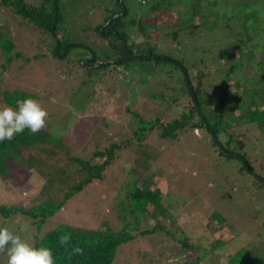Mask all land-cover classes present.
<instances>
[{
    "label": "rangeland",
    "instance_id": "rangeland-1",
    "mask_svg": "<svg viewBox=\"0 0 264 264\" xmlns=\"http://www.w3.org/2000/svg\"><path fill=\"white\" fill-rule=\"evenodd\" d=\"M28 2L38 6L41 0ZM102 2L107 4L106 0H60L63 12L66 8L71 14L64 25L69 29L65 32V38L72 37V41L89 44L98 56L105 58V54L111 51L110 40L95 33L91 26V19L97 20L100 16L94 13L93 5ZM1 4L2 0L0 34L15 44L13 51L23 53L31 61L25 63L23 59H18L8 71H3L4 59L0 52V90H27L34 94V100L48 112V126L42 131L50 133L55 139H62L65 146L62 144L60 148H54L53 145H45L54 154L44 153L43 146L32 155H26L21 150L19 155L12 156L9 173L0 176V206L30 210L47 200L61 202L69 189L87 176L86 172L79 170L73 158L91 160L93 164L100 165L107 158L106 150L112 145L124 143L129 146L116 150V160L105 171L103 180H96L76 193L42 226L39 227L35 220L20 213L10 217L0 213V227H6L33 246L37 238L41 239L61 224L86 230H132L131 233L137 235L139 230H136L144 222L140 221L139 228L136 227L139 223L136 224L134 216L126 212L128 204L124 202L132 183L139 179L138 184L144 182L160 190L165 207V210L157 211L153 218L147 214L145 223L148 221L151 226L162 224L171 228L177 241L187 238L197 246V250H182V243L163 237L166 235L159 229L154 234L138 236L135 241L124 245L117 253L115 264H184L183 258L194 259L199 255L203 256V260L198 264H228L230 255L239 250L256 260L264 258V188L238 172L239 167L233 163L227 165V171L219 167V155L207 130L181 133L176 140L161 139L156 132L145 135L141 142L136 139L134 132L142 127L141 120L151 122L149 120L158 118L173 121L180 116L184 99L171 107L169 103L158 100L157 92L161 84L152 77L148 82H143V71L136 63L131 64L127 71L111 66L105 72L97 73L98 76L94 74L95 86L90 83L82 86L84 78L79 79L75 69L78 55L71 54L53 62L48 48L41 42L40 32L25 23L22 26L18 17L10 19L13 11ZM227 10L235 14L237 6L233 3ZM1 15L8 17L3 19ZM3 20H9L7 27ZM157 22L156 28H151L153 32L162 26L161 19ZM258 26L264 29V18ZM218 27H223V24ZM224 30H217L222 32L221 36L214 37V40H218L214 44L217 56L220 54L218 45L220 47L226 42L225 36L222 37ZM254 33V44L257 46L253 56L256 57L254 61L245 63V82H241L249 86L251 95H255L256 82L259 79L262 82L264 75V31ZM237 37L236 33L231 37V42L236 41ZM152 41L153 45L159 43L158 39ZM199 41L186 52L189 54L193 51V58L203 62L204 57L198 50L203 40ZM142 45L147 46V41H143ZM80 53L79 57L90 58L88 50ZM35 56L43 58L35 60ZM259 66L261 69H256L250 75L254 67ZM229 92L241 94L235 87L229 88ZM240 99L237 104L244 101L251 104L247 97L240 96ZM262 101L256 97L258 105H262ZM234 105L226 107L229 109ZM3 107L4 104L0 102V109ZM230 122L234 132L239 130L246 135L252 146H246L244 152L255 166L256 174L264 178V137L249 135L252 128L249 121L234 117ZM139 144L146 151V145L152 147L159 153V158L153 162H141L143 155L139 159L136 153ZM97 152H103L105 156L96 157ZM120 154L122 156L119 158ZM251 175L255 176V173ZM172 222L180 224L182 228L173 230ZM127 224H131L130 227L127 228ZM24 225L29 226L28 230L21 232ZM228 238L233 239L224 248L220 247L219 240ZM0 264H7L5 253H0Z\"/></svg>",
    "mask_w": 264,
    "mask_h": 264
},
{
    "label": "trees",
    "instance_id": "trees-1",
    "mask_svg": "<svg viewBox=\"0 0 264 264\" xmlns=\"http://www.w3.org/2000/svg\"><path fill=\"white\" fill-rule=\"evenodd\" d=\"M106 1L107 4L102 2L93 5L94 13L100 16L97 20L91 19V26L95 29V33L110 40L111 51L105 54V58L98 56L88 43H86L88 45H84L79 41H72L70 36V38H65V32L69 29L64 25L71 14L66 8L63 12L60 0H41L38 6L30 4L28 0H2L1 5L5 9L9 7L13 11V16L12 14L9 16L10 19L18 17L21 19L22 26L26 24L40 32L41 42L48 48L49 56L52 57L53 62L63 60L71 54H77L75 69L78 71L79 79H85H83L82 86L89 83L95 86L94 74L105 72L111 66L127 71V68L132 66L131 64L136 63L143 71V82H148L152 77L156 83L161 84L160 91L157 92L158 100L169 103L170 107L180 100H185L180 116L173 121H162L158 118L149 120L151 122L141 120L142 127L139 128V131L134 132L139 142L145 135L151 133L153 135L154 132L158 133L161 139L176 140L181 133L207 130L212 144L218 152L217 155H219V167L222 166L221 168L227 171V165L233 163L239 167L238 172L264 188V181H262L264 178L256 174L255 166L250 162L247 153L244 152L246 146L252 145L246 139L245 134L239 130L233 131L234 127L230 122L234 117L249 121L252 123L249 135L264 137V75L262 82L260 79L256 82L258 85L255 95L249 94L252 92L249 90V86L241 83L244 81L245 63L254 61L256 57V55L253 56V50L257 46L254 44L256 40L254 32L264 31L258 26L261 19L264 18V0ZM233 3L237 6L235 14L227 10ZM3 17L8 16L1 15V18ZM211 17L214 19L211 20ZM158 19L162 20L160 23L162 26L153 32L151 28H156ZM2 22L7 27L9 20ZM222 24L223 27H218ZM219 29H225L222 37L225 36L226 42H223L220 47L218 45L220 54L217 56L214 44H217L218 40L217 38L214 40V37L221 36L222 32L217 31ZM236 33L238 34L236 41L231 42V37ZM157 39L159 43L156 42V45H153L152 40ZM200 39L203 42L198 50L204 57L203 62L193 58V51H190L189 54L186 52L190 46H196ZM165 40L166 42L163 44ZM143 41H147L148 45L143 46ZM14 47L15 44L10 38L0 34V52L4 59L3 71H8L12 63L18 59H23L25 63L31 61L23 53L13 51ZM84 49L89 51V59L79 57L80 51ZM198 50L196 48V51ZM210 57L211 59L208 61L207 58ZM41 58L43 56H35L34 59ZM133 58L139 59L134 60ZM201 65L203 67L198 70ZM254 68L250 75H253L256 69H261L260 66ZM0 76H2L1 72ZM231 87H235L237 91L240 90L241 94L230 93L229 88ZM240 96L247 97L251 100V104L245 101L242 104H237L241 100ZM256 97L263 100L262 105L257 104ZM27 98L34 99V94L27 90H0V102L13 109H17L18 101ZM229 104L235 105L227 109L226 106ZM127 109L130 111L129 107ZM133 114L136 118H140L138 114ZM47 144L53 145L54 148H60L63 140L55 139L45 131L31 134L28 129H25L23 133L16 134L13 139L0 142V176L9 173L12 156L19 155L21 150L26 155H32L35 150L44 146L42 148L44 153L54 154L53 150L47 149L45 146ZM63 145L65 146V144ZM123 146L127 148L129 145L114 144L107 149V158L100 165L93 164L91 160L73 158V162L79 165V170L86 172L87 176L69 189L63 201L54 203L47 200L30 210L0 206V213H3L5 217L20 213L35 220L39 227L42 226L76 193L84 190L96 180H103L105 171L116 160V150H121ZM145 147L148 151L141 149V144H139L136 151L137 158L143 155L142 159L139 158L141 162L156 161L159 158V153L149 145ZM98 156L105 155L103 152H97L96 157ZM121 156L120 154L119 158ZM119 158L117 157L118 160ZM135 169L136 167L131 168L130 172ZM252 173H255V176H252ZM140 181L139 179L134 180L124 202L129 207L125 208L126 212L134 216L136 224L140 221L144 222L140 229L134 228L136 231L139 230L137 235L132 234V230L119 232L112 228L86 230L61 224L46 233L41 239L37 238L35 247L43 246L52 249L56 264H115L117 253L124 245L135 241L138 236L145 237L141 235L154 234L160 229L166 235L163 237L173 242L182 243V250L196 251L197 246L189 239L177 241L171 228L162 224L151 226L148 221L145 223L147 214L153 218L157 211L161 212L160 210H165V207L161 201L160 190L144 182L140 185L138 184ZM130 225L127 224V228ZM139 225L140 223L136 227L139 228ZM171 227L173 230L182 228L180 224L174 222ZM262 228L264 229V223ZM61 235L71 237L67 250L59 244ZM232 239L219 240L218 244L224 248ZM77 245L83 248V254L72 255V247ZM183 260L184 264H198L203 260V256L199 255L194 259L188 257ZM228 264H264V258L256 260L246 252L244 254L239 250L230 255Z\"/></svg>",
    "mask_w": 264,
    "mask_h": 264
},
{
    "label": "clouds",
    "instance_id": "clouds-1",
    "mask_svg": "<svg viewBox=\"0 0 264 264\" xmlns=\"http://www.w3.org/2000/svg\"><path fill=\"white\" fill-rule=\"evenodd\" d=\"M47 117L46 109L32 98L18 101L17 109L3 107L0 109V142L13 139L25 129L31 134H38L47 127ZM28 227L22 226L21 232L27 231ZM70 242L69 235L59 237L60 246L66 250ZM83 251L77 245L72 247L71 254H83ZM0 253L6 254L7 264H56L52 249L43 246L37 248L6 227H0Z\"/></svg>",
    "mask_w": 264,
    "mask_h": 264
},
{
    "label": "water",
    "instance_id": "water-1",
    "mask_svg": "<svg viewBox=\"0 0 264 264\" xmlns=\"http://www.w3.org/2000/svg\"><path fill=\"white\" fill-rule=\"evenodd\" d=\"M137 59V58H136ZM199 112L201 113V111L199 110Z\"/></svg>",
    "mask_w": 264,
    "mask_h": 264
}]
</instances>
